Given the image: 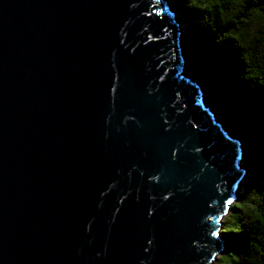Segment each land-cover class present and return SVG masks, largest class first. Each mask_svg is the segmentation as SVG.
I'll return each instance as SVG.
<instances>
[{
    "label": "water",
    "instance_id": "obj_1",
    "mask_svg": "<svg viewBox=\"0 0 264 264\" xmlns=\"http://www.w3.org/2000/svg\"><path fill=\"white\" fill-rule=\"evenodd\" d=\"M184 32L165 0H0V264L218 260L250 172Z\"/></svg>",
    "mask_w": 264,
    "mask_h": 264
},
{
    "label": "trees",
    "instance_id": "obj_2",
    "mask_svg": "<svg viewBox=\"0 0 264 264\" xmlns=\"http://www.w3.org/2000/svg\"><path fill=\"white\" fill-rule=\"evenodd\" d=\"M202 2L193 30L185 28L184 43L185 34L191 35L192 56H207L218 80L220 101L229 108L230 117L242 119L258 113V130L264 143V49L258 35L249 37L252 26L264 22V0ZM255 171V175L249 173L231 207L237 209L244 234L242 238H231L223 225L221 236L225 250L213 264H264V167ZM245 187L248 192L241 202ZM229 247L232 252H228ZM223 256L227 257L226 263Z\"/></svg>",
    "mask_w": 264,
    "mask_h": 264
},
{
    "label": "rangeland",
    "instance_id": "obj_3",
    "mask_svg": "<svg viewBox=\"0 0 264 264\" xmlns=\"http://www.w3.org/2000/svg\"><path fill=\"white\" fill-rule=\"evenodd\" d=\"M168 3L176 12L178 19L184 24V28L188 31H192L203 8L202 0H168ZM253 35H258L262 42V48L264 49V22L262 24L255 23L252 26L249 37ZM191 39V35L185 34L184 44L187 46V51H185V56L187 58L186 73L202 85L206 103L213 108L219 120L227 125L231 134L242 141L245 149L244 164L250 170V174L255 175L256 169L260 170L261 166L264 167V156L262 155L264 143L262 132L258 130V113L254 116L244 117L242 119L239 117H230L228 115L229 108L220 101V91L217 86L218 80L210 63L207 62V56H192L190 51ZM247 192L248 187H245L241 195V202L244 200ZM223 225L224 232H229L231 238H242L244 233L240 230V222L237 218L236 208L231 209L226 215ZM230 246H233V242L230 243ZM228 252H232L230 247ZM222 254L220 256H222ZM227 257L223 256L224 263H226Z\"/></svg>",
    "mask_w": 264,
    "mask_h": 264
},
{
    "label": "snow or ice",
    "instance_id": "obj_4",
    "mask_svg": "<svg viewBox=\"0 0 264 264\" xmlns=\"http://www.w3.org/2000/svg\"><path fill=\"white\" fill-rule=\"evenodd\" d=\"M228 203H232V201H228Z\"/></svg>",
    "mask_w": 264,
    "mask_h": 264
}]
</instances>
